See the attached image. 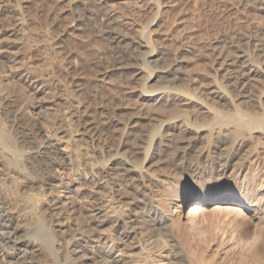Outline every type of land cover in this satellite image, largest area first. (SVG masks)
Segmentation results:
<instances>
[{
  "label": "bare ground",
  "instance_id": "1",
  "mask_svg": "<svg viewBox=\"0 0 264 264\" xmlns=\"http://www.w3.org/2000/svg\"><path fill=\"white\" fill-rule=\"evenodd\" d=\"M53 1L100 44L67 61L69 79L57 64L74 52L70 33L52 18L44 54L26 30L29 9ZM139 1L155 24L161 1ZM232 1L243 28L180 52L127 27L117 4L129 0H0V39L27 35L22 59L42 66L17 78L0 59V235L32 240L15 254L0 237V264H264V0ZM36 92L61 106L27 131L2 117L15 95L29 111Z\"/></svg>",
  "mask_w": 264,
  "mask_h": 264
},
{
  "label": "rangeland",
  "instance_id": "2",
  "mask_svg": "<svg viewBox=\"0 0 264 264\" xmlns=\"http://www.w3.org/2000/svg\"><path fill=\"white\" fill-rule=\"evenodd\" d=\"M160 15L156 17L153 21L155 24H148L151 13L154 11L152 8V4L148 6L146 2L139 0H129V2L125 5H119L117 10L120 14L123 15L124 20L127 22V27L130 29L137 28L139 26H146L151 30V37L154 39H158L164 41L167 46L172 48L173 50H179L180 52L185 46L192 44L193 42L202 43L205 41L212 40L216 36L221 34H226L229 32L237 31L243 28L242 26L246 23L247 15L243 12L242 9L237 7L232 0H160ZM62 2H54L50 5V11L44 10L45 6H38V8L29 9L28 16L30 19L27 21L29 24L26 26L27 31L31 30L36 32L38 36V45L42 46L43 44L47 48L43 53L50 51L48 43L51 42L50 36L54 34L53 31L54 26L52 25V18H55L59 24V28L64 32L70 33L69 35V47L74 52L71 53L69 57H66V54H61L58 61L59 74L63 79H69L71 74H68L67 61L69 60L70 64L75 65L79 63L80 52H86V54H90L93 48H98L100 46L99 43H95L94 32L91 27L88 26L84 31H75L73 30V24L75 21H72L73 13L71 10H68L67 6H62ZM103 10H98L95 18L93 19L94 24L97 26H101L104 18L101 13ZM1 17V15H0ZM1 21V20H0ZM18 23L21 20H16ZM4 22H6L4 20ZM16 22V23H17ZM7 33H3L0 39V59L8 61V64L13 65V70L17 75V78L22 74L25 75L28 71V68L31 70H35L36 66H40V61H36L38 56L35 52H32V56L29 59L24 58L22 56L25 55V38L28 40L27 35L25 38H21V35L14 34L9 28H6ZM29 31V32H31ZM96 37V36H95ZM32 43V44H31ZM29 41L30 47L33 46V42ZM12 44V45H11ZM14 44V45H13ZM37 44V43H35ZM34 48V47H32ZM28 51H26V54ZM35 53V54H34ZM82 53V54H83ZM30 54V55H31ZM85 54V53H84ZM34 55V57H33ZM36 55V57H35ZM49 55V54H48ZM51 55V54H50ZM186 55H189L187 53ZM51 57V56H50ZM190 57V55H189ZM192 58V57H191ZM193 59V58H192ZM32 64V65H31ZM31 65V66H30ZM156 65H162V62H157ZM42 67V66H40ZM39 67V68H40ZM38 72V69H37ZM8 72L4 74L7 76ZM3 76L1 78L3 84L8 85L7 78ZM102 75L97 74V77H101ZM118 79V76H115ZM34 81H40V78L37 77ZM131 83V82H130ZM149 85H157L156 82L150 81ZM161 83H158V85ZM132 85V84H130ZM129 86V84H128ZM154 86V87H155ZM47 82L44 81L40 88L43 90H47ZM14 94V91H13ZM37 99L34 100V107L29 106V111H27L26 105L24 104L23 99L19 95H15L13 98L15 101L12 102L13 109L10 111L9 107H5L1 109L3 112L2 117L8 119L9 121L13 120V118H21L23 122V126L26 128V131L31 124V117L43 119L45 118V114L53 113L57 107H60V100L56 98V96L44 97L41 92H36ZM41 105V106H40ZM39 106V107H38ZM36 107V108H35ZM41 107V108H40ZM9 111V112H8ZM48 119V118H47ZM66 180V179H65ZM46 194H49L50 189L48 187L45 188ZM61 198H67L69 189L59 188ZM51 195H47V201L43 204L51 206L53 202H49ZM5 207L4 204L0 203V208ZM53 208V207H52ZM60 219L64 222L63 218L64 214H60ZM56 218V217H55ZM66 222V220H65ZM64 222V223H65ZM3 222H1V225ZM56 225H58L56 223ZM65 229L66 227H62ZM60 226L57 227L59 230ZM0 232H5L1 231ZM23 231H19L17 233L18 240L14 237L9 239L6 238L7 235H3L0 237H4L6 242L9 241L8 245L13 244V247H16V253L18 254L22 251L24 246L31 248L32 240L24 237L25 233ZM13 238V241H12ZM78 238V237H77ZM12 242H11V241ZM1 241V240H0ZM2 243H6V242ZM36 242L35 240H33ZM21 246V247H19ZM31 250V249H30ZM32 251L35 255L38 254V248L32 247ZM30 253V252H28ZM18 258V256H16ZM31 260H27V263ZM165 260L158 261L157 264H164ZM24 264V263H22Z\"/></svg>",
  "mask_w": 264,
  "mask_h": 264
}]
</instances>
